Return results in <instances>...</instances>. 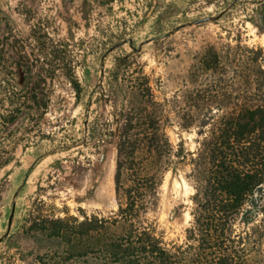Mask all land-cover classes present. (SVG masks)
Masks as SVG:
<instances>
[{
  "label": "rangeland",
  "instance_id": "obj_1",
  "mask_svg": "<svg viewBox=\"0 0 264 264\" xmlns=\"http://www.w3.org/2000/svg\"><path fill=\"white\" fill-rule=\"evenodd\" d=\"M263 8L264 0H0V28L16 39L27 40L40 21L51 23L53 36L67 45L79 83L76 93L58 74L40 122L21 116L0 128V264H110L107 246L122 229L81 238L74 227L76 220L108 219L117 210L116 150L108 132L128 98L114 77L125 80L141 71L165 104L170 143L175 150L182 145L187 155L184 164L166 166L144 225H153L168 245L186 244L194 208L188 163L200 140L198 124L180 126L184 97L193 89L189 74L211 50L221 56L238 47L264 51L258 23ZM202 19L210 20L192 24ZM7 73L19 90L13 64ZM59 220L66 237L52 235L53 226L46 224ZM263 220L264 199L245 206L233 225L243 240L245 264H264ZM34 221L50 231L31 230Z\"/></svg>",
  "mask_w": 264,
  "mask_h": 264
},
{
  "label": "trees",
  "instance_id": "obj_2",
  "mask_svg": "<svg viewBox=\"0 0 264 264\" xmlns=\"http://www.w3.org/2000/svg\"><path fill=\"white\" fill-rule=\"evenodd\" d=\"M262 12L258 23L264 28V8ZM53 35L47 20L32 25L24 41L0 28V128L21 116L40 122L58 74L79 92L67 45ZM11 64L20 75L19 90L7 73ZM122 80L114 77V86L127 90V104L108 132L116 150L117 210L108 219L92 215L76 220V234L98 236L120 227L122 235L107 246L110 264H245L243 240L233 225L245 206L257 207L264 199V51L238 47L235 54L221 56L211 50L197 59L189 74L193 89L184 97L180 126L198 124L200 140L188 163L194 208L183 246L165 243L144 219L156 205L166 166L174 160L184 164L187 155L182 145L175 150L170 143V119L148 76L141 71ZM30 221L32 215L25 224ZM47 223L53 226L52 235L68 236L62 221ZM260 227L264 231V220ZM30 229L50 231L45 222L34 221Z\"/></svg>",
  "mask_w": 264,
  "mask_h": 264
},
{
  "label": "water",
  "instance_id": "obj_3",
  "mask_svg": "<svg viewBox=\"0 0 264 264\" xmlns=\"http://www.w3.org/2000/svg\"><path fill=\"white\" fill-rule=\"evenodd\" d=\"M210 19H202V20H199V21H196L194 23H192L193 25H199V24H203V23H206L208 22ZM11 220H12V216L10 217L9 219V224L11 223Z\"/></svg>",
  "mask_w": 264,
  "mask_h": 264
}]
</instances>
